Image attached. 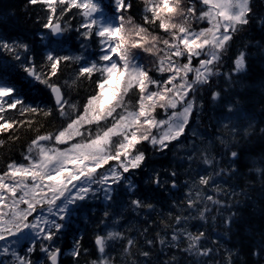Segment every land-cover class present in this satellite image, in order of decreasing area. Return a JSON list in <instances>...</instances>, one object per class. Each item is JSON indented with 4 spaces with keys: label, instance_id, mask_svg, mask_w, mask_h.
Segmentation results:
<instances>
[{
    "label": "snow or ice",
    "instance_id": "1",
    "mask_svg": "<svg viewBox=\"0 0 264 264\" xmlns=\"http://www.w3.org/2000/svg\"><path fill=\"white\" fill-rule=\"evenodd\" d=\"M24 6L43 13L30 17V35L9 30L15 13L0 17V134L15 142L19 131L32 132L22 159L0 169V264H62L59 241L90 203L102 204L92 250L79 233L71 264H152L157 245L193 264H233L232 251L211 238L224 234L208 225L219 219L230 228L236 215H224L238 195L224 177L239 171L241 153L232 149L240 121H248L245 135L253 124L230 91L233 77L248 68L249 54L235 41L254 16L252 0ZM85 83L90 90L81 89ZM28 85H43L48 102L30 100ZM204 90L219 113L210 137L199 130ZM149 148L185 152L180 163L188 165V179L178 185L176 170L154 168L146 181L156 190L185 189L180 198L161 201L134 183V173L148 166ZM252 167L264 179V157ZM126 208L144 214L142 229L119 230ZM260 237L252 255L264 259V228Z\"/></svg>",
    "mask_w": 264,
    "mask_h": 264
},
{
    "label": "trees",
    "instance_id": "2",
    "mask_svg": "<svg viewBox=\"0 0 264 264\" xmlns=\"http://www.w3.org/2000/svg\"><path fill=\"white\" fill-rule=\"evenodd\" d=\"M134 2L139 4L140 0H134ZM24 5L25 0H0V17L7 20V13L16 14L8 21L9 30L14 34L30 35L35 29L30 17L34 18L36 14L43 15L38 6L34 9H26ZM252 6L254 16L249 26L236 34L235 41V47L243 48L249 54L248 68L246 73L233 77L236 83L230 91V96L241 101L245 112L252 117L251 122L253 124V128L248 129L249 134L245 135L243 130L247 127L248 121H240L241 134L234 137L233 142L237 146L232 149L241 153L240 160L235 165L239 171L232 177H224L227 185L232 187L238 194L236 199L232 201L234 206L231 210H224V215H229L230 212H234L236 215L230 228H225L219 219L215 225H212L210 221L208 225L209 231L214 228L216 233L224 234L220 236L213 235L211 238L219 240L222 249L232 251L233 264H264V259L252 255L259 246L260 233L264 228V179L252 167L255 161L264 157V136L260 133V129L264 128V0H252ZM228 70L227 67L221 69V71ZM64 71L65 77H67L69 70L65 68ZM220 84L222 87H228L222 79ZM80 87L83 90H90L86 83ZM24 91L30 100L48 102V96L43 89V85H28L24 88ZM203 95L204 109L200 117V123L203 126V132L209 134L210 137L219 128L217 123H214V119L217 118L219 113L211 103L206 90L203 91ZM17 135L20 137L19 140L7 142V137L0 134V140L6 141L5 144L0 145V169L5 167V163L9 159H22V146L32 136V132L24 129L19 131ZM217 150L220 151L221 149L218 148ZM148 154L151 156L148 166L143 171L134 173L132 176L134 183L139 186L142 193L155 195L161 201L171 202L173 199L180 198L185 189L181 188L180 191L171 192L156 190L146 181L154 168L176 170L178 173L177 180L180 184L188 179L189 177L184 175L188 165L180 163V159L185 155V152L173 148L172 151L161 155L153 154L151 148H149ZM226 166V163L221 165V167ZM192 167L196 168V165L193 164ZM257 167H261V165H257ZM93 208L95 212L90 211ZM101 208V203L87 205L59 241V247L62 249V264H71L69 253L74 243V237L81 232L84 233V246L92 250L91 238L93 229L97 227V218L101 215ZM117 211L119 210L117 209ZM143 215L141 213L137 216L131 209L126 208L123 212L119 230L142 229L145 226L142 223ZM191 230L196 231L195 228ZM149 236H151V233H149ZM135 251L136 249H133L134 253ZM173 256L176 257L177 264H193V259L186 254H182L175 248L170 249L167 247L161 251L159 245L153 249L152 264H168ZM95 258V256H90L87 259L92 260ZM81 264H84L83 260H81Z\"/></svg>",
    "mask_w": 264,
    "mask_h": 264
},
{
    "label": "rangeland",
    "instance_id": "3",
    "mask_svg": "<svg viewBox=\"0 0 264 264\" xmlns=\"http://www.w3.org/2000/svg\"><path fill=\"white\" fill-rule=\"evenodd\" d=\"M200 117H201V115L199 116V119H200ZM215 122H216V118L214 119V123H215ZM202 127H203V126H201V123H200V124H199V130H200L201 132L204 131V130L202 129ZM203 133H204V132H203ZM205 135L209 137V134H206V133H205Z\"/></svg>",
    "mask_w": 264,
    "mask_h": 264
}]
</instances>
